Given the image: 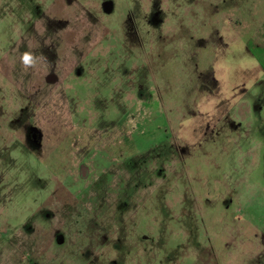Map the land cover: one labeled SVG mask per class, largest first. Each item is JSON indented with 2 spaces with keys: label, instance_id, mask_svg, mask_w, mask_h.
I'll use <instances>...</instances> for the list:
<instances>
[{
  "label": "rangeland",
  "instance_id": "rangeland-1",
  "mask_svg": "<svg viewBox=\"0 0 264 264\" xmlns=\"http://www.w3.org/2000/svg\"><path fill=\"white\" fill-rule=\"evenodd\" d=\"M254 191L264 0H0V264H264Z\"/></svg>",
  "mask_w": 264,
  "mask_h": 264
},
{
  "label": "crops",
  "instance_id": "crops-1",
  "mask_svg": "<svg viewBox=\"0 0 264 264\" xmlns=\"http://www.w3.org/2000/svg\"><path fill=\"white\" fill-rule=\"evenodd\" d=\"M260 189H262V188H260ZM237 190V189H236ZM237 192H239V191H237ZM236 193V192H235ZM250 198H252L251 200H250ZM258 198H260L261 199V202H259V203H256L257 204V206H260V208H261V210L263 211L264 210V200L262 199V197H261V193H258L257 191H254V194H253V196H249V198H247V201H249L248 203H243V205H241L240 203H238L239 205H241L240 207H237V212H236V216H238L239 217V219H240V214L241 213H244V211L246 210V212H247V214H246V216H248V217H251V219H253V220H255V222L257 223V226H258V228L257 229H260L261 231H263L264 232V230H262L263 229V226H262V223H260L259 221H258V219L257 218H260V216L262 217V212L261 211H259V210H254L252 207H251V202L252 201H255V202H258ZM238 201H240V200H238ZM246 201V202H247ZM245 204V205H244ZM264 217V216H263ZM244 218V217H243ZM232 221V220H231ZM264 223V222H263Z\"/></svg>",
  "mask_w": 264,
  "mask_h": 264
},
{
  "label": "flooded vegetation",
  "instance_id": "flooded-vegetation-1",
  "mask_svg": "<svg viewBox=\"0 0 264 264\" xmlns=\"http://www.w3.org/2000/svg\"><path fill=\"white\" fill-rule=\"evenodd\" d=\"M3 235H6V234L3 233ZM1 236H2V235H1Z\"/></svg>",
  "mask_w": 264,
  "mask_h": 264
}]
</instances>
